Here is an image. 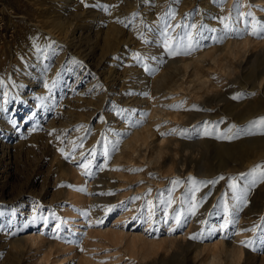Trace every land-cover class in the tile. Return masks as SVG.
<instances>
[{
	"label": "rangeland",
	"instance_id": "obj_1",
	"mask_svg": "<svg viewBox=\"0 0 264 264\" xmlns=\"http://www.w3.org/2000/svg\"><path fill=\"white\" fill-rule=\"evenodd\" d=\"M67 2L0 0V264H210L215 252L212 264H264V181L250 173L264 165L262 126L250 123L264 117L254 83L264 38L250 34L264 3L254 13L251 0ZM60 24L65 39L46 33ZM187 33L190 47L176 39ZM229 39L242 43L237 57L223 49ZM27 53L41 65L14 83L6 66ZM195 58L210 82L193 91L183 64ZM145 128L147 143L119 159ZM225 205L235 223L221 229ZM235 245L243 254L232 259Z\"/></svg>",
	"mask_w": 264,
	"mask_h": 264
},
{
	"label": "bare ground",
	"instance_id": "obj_2",
	"mask_svg": "<svg viewBox=\"0 0 264 264\" xmlns=\"http://www.w3.org/2000/svg\"><path fill=\"white\" fill-rule=\"evenodd\" d=\"M58 2L60 3V7H62V8H64L66 5H67V0H58ZM251 3H252V9H253V11H255L254 13H256V11H257V9H258V7H259V5L260 4H263L264 3V0H251ZM257 3V4H256ZM59 9V11H60V8H58ZM63 11V10H62ZM57 15V14H56ZM254 16H255V14H253ZM264 18V17H263ZM57 21V20H56ZM51 25V24H50ZM49 25V26H50ZM54 26V25H53ZM65 26H63V24L61 25H55V27L54 28H52V29H49L46 33H48V35H51V36H54V37H56V38H58V39H65L66 38V31H65ZM240 30V29H239ZM238 30V31H239ZM232 33V32H231ZM240 34V33H239ZM237 37V36H236ZM232 38V37H231ZM238 38H240V37H238ZM236 39V38H235ZM230 40V41H228L227 43H225L226 45H225V47L223 48L224 50H225V52H228V54L230 53V54H232V55H235V54H237V52H239L240 50H241V48H240V43H241V41H238V39L237 40ZM241 40V39H240ZM250 41L251 40H243L242 42L243 43H246V44H248V46H249V44H250ZM50 42H46V47H45V49H46V51L44 52L45 54L46 53H48V52H50L51 51V48H50V50H49V47H50V44H49ZM126 43H128V42H126ZM252 43V42H251ZM134 44V43H133ZM242 44V43H241ZM253 47V46H252ZM264 47V46H263ZM240 48V49H239ZM244 49H243V51H242V54L245 52V54L247 53V50H249L250 48L249 47H247V48H245V47H243ZM39 49V48H38ZM41 49V48H40ZM43 49V48H42ZM222 50V49H221ZM251 50V49H250ZM249 50V51H250ZM218 51V50H217ZM248 51V52H249ZM53 52V51H52ZM222 52V51H221ZM264 52V51H263ZM260 52H258V54H259ZM216 54V53H215ZM219 54V53H218ZM239 54H240V52H239ZM257 54V53H256ZM23 55V58H22V60L18 57V56H22ZM22 55H18L17 56V54H16V56L18 57H16L15 58V61L11 64V65H9V66H6V67H8L7 68V74H10V76L12 75V77H13V82L14 83H17V81H19V80H23V78L25 77V76H27V74H30L31 72H35V71H33L35 68H37L38 66H40L41 65V61H42V58L40 57L42 54H37V53H27V54H22ZM50 55V54H49ZM205 55V54H204ZM207 56V55H206ZM213 56V55H212ZM219 55H215V56H213V62L216 64V62H217V57H218ZM222 56H223V54H222ZM236 56V55H235ZM243 56H244V54H243ZM43 57V56H42ZM49 57V56H48ZM228 57V56H227ZM232 57V56H231ZM234 57V56H233ZM237 57V56H236ZM240 57V56H239ZM238 57V58H239ZM242 57V56H241ZM247 57V56H246ZM44 58V57H43ZM47 58V57H46ZM202 58H203V56H202ZM202 58H200V59H202ZM223 58V57H222ZM198 58H195L194 60H190V61H188V62H185L184 64H183V68L185 69V72L184 73H186V74H188L189 76H191L192 78L190 79V80H187L186 82L187 83H189L190 84V89L191 90H196V89H200V88H206V86H208L209 85V80L208 79H206V76L205 75H203L202 73H201V71H200V67L202 66L201 64H200V62H199V60H197ZM242 59V58H241ZM245 60V59H244ZM48 61V60H47ZM199 62V64H197L196 62ZM219 61H221V60H219ZM241 61V60H240ZM243 61V60H242ZM246 61V60H245ZM219 63V62H218ZM242 63V62H241ZM241 63L239 62L238 63V65H241ZM46 64V63H45ZM220 64V63H219ZM8 65V64H7ZM43 65V64H42ZM201 65V66H200ZM237 65V66H238ZM242 66V65H241ZM245 66H247L246 64H245ZM3 67H4V65H3ZM236 67V66H235ZM263 67V66H262ZM39 68V67H38ZM189 69H190V72L188 73V71H189ZM257 69V71H255L254 72V83H257L258 82V85H260V87L262 86V84H264V67L262 68V69H258V68H256ZM224 70H225V73L227 74V77L228 78H230V75L229 74H231L232 72H234V70H233V68H232V65L230 64V65H224ZM238 73V72H237ZM236 73V74H237ZM0 74H1V72H0ZM6 75V74H5ZM187 75V76H188ZM233 74H231V76H232ZM236 76V75H235ZM33 78V77H32ZM227 78V79H228ZM233 78V77H232ZM232 78H230V79H232ZM12 79V78H11ZM4 80V79H3ZM7 80H9V79H7ZM5 81H6V79H5ZM10 81V80H9ZM13 82H11V83H13ZM24 82V81H23ZM7 83V82H6ZM10 83V82H9ZM4 85H7V84H5L4 83ZM13 85V84H12ZM20 85V84H19ZM255 85H257V84H255ZM9 87H10V85H9ZM188 87V88H189ZM9 89V88H8ZM8 89L6 88L5 89V87L2 85H0V94H4L3 96V98L5 99V94L6 93H4L5 92V90H7L8 91ZM206 90V89H205ZM1 96V95H0ZM7 97V96H6ZM3 99V100H4ZM6 100V99H5ZM9 100V99H8ZM2 100H0V102H1ZM1 104H2V102H1ZM7 104V103H6ZM5 104V105H6ZM1 107V106H0ZM156 112H158V111H156ZM156 114V113H155ZM159 114V113H158ZM156 116V115H155ZM150 132H148V129H142V130H135V132H134V136H133V138L131 139V140H129V141H125V143H123V145L121 146L122 147V149H121V151H119V155H118V158L120 159L122 156L124 157V154H125V151L126 150H128V148H133V147H135V145H137V144H141V142H143V143H147L146 142V138H147V136L149 137V134ZM140 142V143H139ZM142 143V144H143ZM141 144V145H142ZM165 147V146H164ZM167 147V146H166ZM156 148H158V150H157V152H156V156L157 157H159L160 156V154H161V152H162V150H163V148H161V147H156ZM128 153V152H127ZM118 160V159H117ZM155 160V159H154ZM239 235H240V232H238L237 234H236V237L235 238H238L239 237ZM31 239V243H35V242H37V240H38V237H32V238H30ZM239 239H241V238H239ZM237 240V239H236ZM236 240H235V243H236V245H239V244H237V242L239 241H237L236 242ZM241 241V240H240ZM239 243V242H238ZM232 246L233 248L232 249H227L226 247V251H227V254H228V256L229 257H231L232 259H234V257L235 256H240L241 255V253L243 254V252H242V246L240 247V246ZM225 252V251H224ZM212 256V258H211V263L210 264H212V263H216L217 261L216 260H219L218 258H219V253H217V252H215L213 255H211ZM208 262V261H207Z\"/></svg>",
	"mask_w": 264,
	"mask_h": 264
},
{
	"label": "snow or ice",
	"instance_id": "obj_3",
	"mask_svg": "<svg viewBox=\"0 0 264 264\" xmlns=\"http://www.w3.org/2000/svg\"><path fill=\"white\" fill-rule=\"evenodd\" d=\"M167 15H170L172 18H174V13H166V16ZM239 16L240 17H245V16H252V13L249 12V13H239ZM231 19V16H228V17H222L221 18V21L222 22H226L228 20ZM250 26H251V32L250 34L253 35V36H261L262 38H264V23L258 21L255 19V17L253 16V19L250 23ZM168 25H166L165 27V34H167V29H168ZM177 27H180V25H177ZM192 28H196V25H191ZM229 25L227 23H225V28H228ZM176 39H178L179 41L183 42L185 39H187V41L189 42L188 43V46L190 47L191 46V43L193 41V36L191 33H187L185 35H180L178 37H176ZM164 47L167 48L169 50V53L171 55H177L179 54L177 51H174L171 47V39L170 40H167L164 44ZM136 59H139V56L137 55L135 57ZM236 98V97H234ZM171 107V106H170ZM253 126H256V125H260L262 126V130H261V133L260 134H264V117H261L259 118L258 120L256 121H252L250 122ZM234 127V126H233ZM205 134H209L206 130V133ZM227 138H232L231 136L227 137ZM80 167L84 168L85 169V174L87 175H92V172L90 170L91 168V163L88 162V163H82L80 165ZM250 173L255 175L256 173H259L260 177H261V180L264 181V165H257L255 166L253 169L250 170ZM246 174H241V176H244ZM220 179H224L223 177H220ZM253 183H255V179H253L252 181ZM174 184H178L179 181H173ZM192 183L193 185H195L197 182L195 180H192ZM209 183H213V181H210ZM230 189H232L233 191L236 190L237 188V184L235 182V180L233 179V181L228 185ZM81 191H83L84 189H80ZM195 190L197 189H193V193H192V199H191V203L189 204V214L191 215H195L196 213V209L198 207V204L195 200ZM137 199H139V197H137ZM237 199H239V197H237ZM173 203V200L171 199V197H169L168 201H167V206L168 207H171ZM153 205L152 203L149 201L148 203V208H149V212H148V218L149 220H151L152 216L154 215V211H153ZM111 209L110 208H106L105 211H110ZM225 218H224V222L219 226L221 229H226L230 223H235L234 220H229V218L227 217V205H225ZM166 211V210H165ZM53 217L55 218V214L53 213ZM45 219V223H47V218H44ZM173 219L175 220L177 226H181V215L179 212L176 213L175 217H173ZM99 223V222H98ZM201 223H205V221H201ZM56 229H60L61 225L59 223H57L55 225ZM256 227L257 226H254L251 231L255 232L256 231ZM193 239H195L196 237L193 236L192 237ZM242 244H244L245 246H247L248 244H251L252 242L251 241H242L241 242Z\"/></svg>",
	"mask_w": 264,
	"mask_h": 264
},
{
	"label": "built area",
	"instance_id": "obj_4",
	"mask_svg": "<svg viewBox=\"0 0 264 264\" xmlns=\"http://www.w3.org/2000/svg\"><path fill=\"white\" fill-rule=\"evenodd\" d=\"M2 22H3V21H0V27H1V28L3 27Z\"/></svg>",
	"mask_w": 264,
	"mask_h": 264
}]
</instances>
